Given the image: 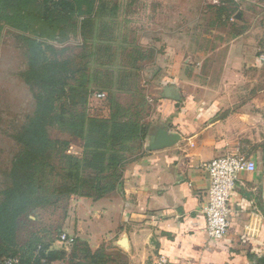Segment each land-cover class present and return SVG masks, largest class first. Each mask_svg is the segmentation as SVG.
Returning a JSON list of instances; mask_svg holds the SVG:
<instances>
[{
	"label": "crops",
	"instance_id": "obj_1",
	"mask_svg": "<svg viewBox=\"0 0 264 264\" xmlns=\"http://www.w3.org/2000/svg\"><path fill=\"white\" fill-rule=\"evenodd\" d=\"M225 23L224 36L215 20V51L193 47L185 55L166 47L167 64L149 83L152 113L142 149L111 195L81 198L82 215L69 218L64 232L82 243L76 254L119 256L123 264H156L161 254L168 264H264V0H247ZM158 129L179 140L149 151ZM234 152L252 160L255 171L237 176L228 233L214 241L201 213L209 184L204 165Z\"/></svg>",
	"mask_w": 264,
	"mask_h": 264
},
{
	"label": "rangeland",
	"instance_id": "obj_2",
	"mask_svg": "<svg viewBox=\"0 0 264 264\" xmlns=\"http://www.w3.org/2000/svg\"><path fill=\"white\" fill-rule=\"evenodd\" d=\"M98 1L101 20L94 30V14L70 21L65 35L58 42H51L54 52L46 57L57 70L54 95L55 117L47 128L49 137L62 145L45 157V163L37 161L34 186L40 189L30 197V205L16 221L14 232L0 234V264L10 254L22 256L27 264H39L32 249L36 245L46 248L43 256L51 261L74 264L71 256L94 264H123L119 256L91 259L92 255L76 254L77 241L72 248L58 243V236L67 230L69 218L82 215L81 196L75 194V174L68 176L69 161L66 155L86 159L82 169V194L111 195L121 184L122 170L142 149L147 122L151 118L152 102L149 100V83L162 70L160 66L166 47L175 54L215 51L216 32L227 34V21L240 10L247 0H95ZM101 43L92 48V38ZM0 207L13 188L14 161L25 153L20 142L23 125L35 109V93L21 74L29 70L27 47L19 33L0 26ZM103 42V43H102ZM215 62H210L213 65ZM181 64V63H179ZM178 64V65H179ZM62 68V69H61ZM61 69V70H60ZM92 72L90 88L86 90L88 74ZM65 76H67L66 79ZM61 89L64 91L60 93ZM101 95V96H99ZM113 96L114 104L110 103ZM64 111L66 116L59 119ZM86 114L99 121L113 120L125 131L126 140H113L114 153L107 161L100 160L99 153L83 150L84 139L78 117ZM64 122V123H61ZM99 123H96V125ZM92 134H90L91 136ZM97 138L92 135V139ZM120 138V137H119ZM100 140V138H98ZM99 142L88 147L100 148ZM117 152V153H116ZM101 156V154H100ZM99 164L110 168L101 175ZM97 181L98 191L92 178ZM96 186V185H95ZM90 187H93L90 189ZM31 250H30V248ZM22 248V250H20ZM25 248V249H24Z\"/></svg>",
	"mask_w": 264,
	"mask_h": 264
},
{
	"label": "trees",
	"instance_id": "obj_3",
	"mask_svg": "<svg viewBox=\"0 0 264 264\" xmlns=\"http://www.w3.org/2000/svg\"><path fill=\"white\" fill-rule=\"evenodd\" d=\"M96 2L94 12L95 0H0V26L7 27L19 33V37L25 43L27 54L29 55L30 67L27 72L21 74V77L33 91L37 90L34 97V112L30 117L28 116L26 123L22 127L23 133L20 142L26 147V151L18 156L13 163L15 169L12 172L14 181L13 188L10 192L5 193L6 200H4L1 205L2 207H0V234L4 231L11 234L14 232L13 227L16 221L28 210L30 197L35 195L38 189H40L41 185H38L37 188L34 186V176L38 168L36 165L37 161L45 163L46 154L51 153V151L60 152L57 148L63 144L58 140L51 139L47 131V128L51 126V120L55 117L53 115L55 112L53 103L56 100L54 95L57 91L55 75L59 71L53 67L54 63L46 57L47 52L55 51L49 43L60 41L65 35L64 25L73 21L74 16L79 18L94 14V30L96 31V25L101 20L98 11L100 3L98 1ZM99 43L101 41L95 38L94 32L92 38L93 50L95 45ZM66 78L67 76L64 79ZM91 81L92 72L88 74L86 90L90 88ZM63 91L61 89L60 93ZM110 103L112 105L114 104L113 96L110 99ZM65 116L66 113L62 111L58 117L62 119ZM78 119L81 137L84 139L83 150L99 153L100 160L107 161L109 154L111 152L114 153L112 148L114 138L115 140H126L122 136H119L120 138L115 137L117 133H123L125 131V126H120L113 120L99 121L95 118L88 117L85 113L79 116ZM61 123L64 122L61 121ZM96 123L99 124L96 125ZM90 134L96 135L97 138L92 139V135L90 136ZM92 142H99L103 146L89 149L88 144ZM65 159L69 161L68 168L66 169L68 176L75 174L76 177L74 193L83 198L94 199L90 195L91 193H81L83 186L88 183L82 177V169L86 166V159H77L69 155H66ZM99 166L100 169L97 170V173L100 175L110 168V164H99ZM99 179L97 177L91 179L96 185H94L96 191L99 189L97 186ZM96 198L101 197L97 196ZM39 247L40 249L38 250ZM32 252V255L35 253L40 255L37 258L39 264H41L40 262L43 259L47 263L52 262L43 256L46 253V248L42 245H36L32 249ZM83 255L89 256L86 249H83ZM8 257H18L23 264H27V261L22 256L10 254L4 258ZM96 258H100L98 253L93 254L91 257L94 260ZM94 262L87 263L84 261L82 264H94Z\"/></svg>",
	"mask_w": 264,
	"mask_h": 264
},
{
	"label": "built area",
	"instance_id": "obj_4",
	"mask_svg": "<svg viewBox=\"0 0 264 264\" xmlns=\"http://www.w3.org/2000/svg\"><path fill=\"white\" fill-rule=\"evenodd\" d=\"M204 168L208 174L209 184L201 213L205 219V228L209 239L217 241L223 239L228 233L229 201L237 176L243 172H254L255 164L248 157L234 152L208 161ZM58 243L72 248L76 240L73 236L62 232L58 236ZM40 263L53 264L47 263L44 259ZM2 264L23 263L18 257H8L4 258ZM156 264H168L166 256L159 255Z\"/></svg>",
	"mask_w": 264,
	"mask_h": 264
},
{
	"label": "water",
	"instance_id": "obj_5",
	"mask_svg": "<svg viewBox=\"0 0 264 264\" xmlns=\"http://www.w3.org/2000/svg\"><path fill=\"white\" fill-rule=\"evenodd\" d=\"M179 140L177 134H169L164 129H158L153 136L150 137V143L147 146L149 151L159 150L173 146Z\"/></svg>",
	"mask_w": 264,
	"mask_h": 264
}]
</instances>
